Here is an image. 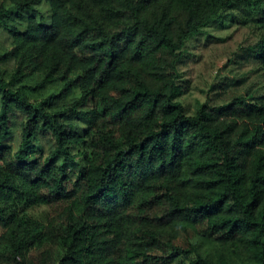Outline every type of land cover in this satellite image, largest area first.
Segmentation results:
<instances>
[{
    "label": "trees",
    "instance_id": "16d2710c",
    "mask_svg": "<svg viewBox=\"0 0 264 264\" xmlns=\"http://www.w3.org/2000/svg\"><path fill=\"white\" fill-rule=\"evenodd\" d=\"M228 20L264 77V0H0V264H264V91L185 102Z\"/></svg>",
    "mask_w": 264,
    "mask_h": 264
},
{
    "label": "rangeland",
    "instance_id": "374dc122",
    "mask_svg": "<svg viewBox=\"0 0 264 264\" xmlns=\"http://www.w3.org/2000/svg\"><path fill=\"white\" fill-rule=\"evenodd\" d=\"M226 24L216 23L208 28V33L189 42L191 56L184 66L187 71L185 77L189 80L185 84V102H189L194 110L197 101L208 96L215 103H222L239 93L264 91V77L257 61L244 48L254 43L258 30L249 20L242 23L228 20ZM0 40L5 41V36H1ZM22 117L20 111L15 113V136L11 140L15 148L20 141L17 121ZM41 144L48 148L51 143L44 136ZM44 210L40 209L37 213L44 217L51 208Z\"/></svg>",
    "mask_w": 264,
    "mask_h": 264
}]
</instances>
